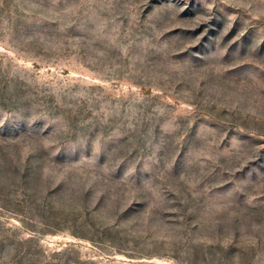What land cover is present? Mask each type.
Masks as SVG:
<instances>
[{
    "label": "rangeland",
    "instance_id": "374dc122",
    "mask_svg": "<svg viewBox=\"0 0 264 264\" xmlns=\"http://www.w3.org/2000/svg\"><path fill=\"white\" fill-rule=\"evenodd\" d=\"M0 264H264V0H0Z\"/></svg>",
    "mask_w": 264,
    "mask_h": 264
}]
</instances>
